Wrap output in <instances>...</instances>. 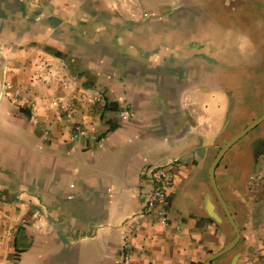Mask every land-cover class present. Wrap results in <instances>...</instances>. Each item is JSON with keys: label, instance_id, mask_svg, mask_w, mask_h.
Listing matches in <instances>:
<instances>
[{"label": "crops", "instance_id": "obj_1", "mask_svg": "<svg viewBox=\"0 0 264 264\" xmlns=\"http://www.w3.org/2000/svg\"><path fill=\"white\" fill-rule=\"evenodd\" d=\"M263 112L264 0H0V264H120L129 227L133 264H202ZM214 182L209 264H264V120Z\"/></svg>", "mask_w": 264, "mask_h": 264}, {"label": "built area", "instance_id": "obj_2", "mask_svg": "<svg viewBox=\"0 0 264 264\" xmlns=\"http://www.w3.org/2000/svg\"><path fill=\"white\" fill-rule=\"evenodd\" d=\"M143 16H147V12L142 13ZM13 100L19 101V90L18 88H13L12 93ZM69 117V114H66ZM173 185V176L169 169L166 167H156L154 170L153 176V185L150 189L147 202L146 209L155 210L158 216V222L160 225H165L167 223V209L169 202V194L171 193ZM132 234V227H129L126 231L124 238L122 240V249L124 254L122 256V260L120 264H133L130 260L127 253H125V249L128 245V240Z\"/></svg>", "mask_w": 264, "mask_h": 264}, {"label": "water", "instance_id": "obj_3", "mask_svg": "<svg viewBox=\"0 0 264 264\" xmlns=\"http://www.w3.org/2000/svg\"><path fill=\"white\" fill-rule=\"evenodd\" d=\"M262 120H264V112L259 115L256 119H254L251 123H249L247 126H245L241 131H239L237 134H235L233 137H231L229 140H227L218 150L211 168L209 170V178L211 181V185L213 187V190L217 196V199L227 217V219L229 220V222L232 224V226L234 227L235 230V237L233 238V240L228 243L226 246H224L223 248H221L220 250L210 254L204 261L202 264H209L215 257L219 256L220 254L224 253L225 251H227L231 246H233L235 244V242L238 240L239 238V230L237 228V226L234 224V221L232 219V216L223 200V198L220 196L219 191L215 185L214 182V167L216 165V163L218 162V160L221 158V156L224 154V152L235 142L237 141L241 136H243L244 134H246L249 130H251L253 127H255L256 125H258Z\"/></svg>", "mask_w": 264, "mask_h": 264}]
</instances>
